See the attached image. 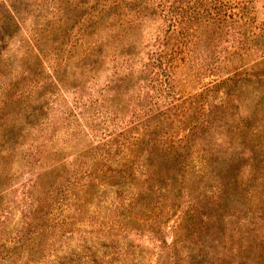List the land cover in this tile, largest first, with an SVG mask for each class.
<instances>
[{
  "label": "rangeland",
  "instance_id": "1",
  "mask_svg": "<svg viewBox=\"0 0 264 264\" xmlns=\"http://www.w3.org/2000/svg\"><path fill=\"white\" fill-rule=\"evenodd\" d=\"M8 1L22 25L0 0V247L18 230L42 224L36 245L48 248L46 259L24 263V256L17 264H264V78L229 85L209 66L139 74L135 59L126 62L127 51H84L86 0L54 9L58 20L52 4L37 19L34 7H24L36 0ZM60 19L69 31L54 49L44 30ZM154 27L162 35L166 24ZM7 31L18 36L6 41ZM36 32L41 47L23 44ZM110 132L132 144L130 162L144 173L120 184L134 196L115 195L112 171L105 170L98 175L99 224L80 232L44 223L53 217V182L67 184L77 168L53 171L54 160L76 162L73 154ZM24 192L39 199L37 219L30 214L28 222ZM114 197L130 206L114 213Z\"/></svg>",
  "mask_w": 264,
  "mask_h": 264
},
{
  "label": "trees",
  "instance_id": "2",
  "mask_svg": "<svg viewBox=\"0 0 264 264\" xmlns=\"http://www.w3.org/2000/svg\"><path fill=\"white\" fill-rule=\"evenodd\" d=\"M71 2L72 0H36L35 4L31 3L24 7L27 11L34 7L39 19L42 17L39 13L41 7L46 6L44 4H52L53 18L58 20L54 17V9H66L67 4ZM5 4L6 11L9 9L14 15H10L9 19L14 17L16 23L21 26L20 10H16L8 0ZM19 4L21 5L18 3L16 7L24 10ZM84 4L87 9L86 23L89 36V40L84 44V51L89 55L95 50L104 52L116 48L119 52L127 51L126 62L135 59L136 65L140 67L137 69L139 74L165 68L164 70L169 72L168 76H171V73H176L177 69L182 70L184 67L188 70H199L209 66L210 72L223 73L229 85L248 78H264V0H86ZM259 4L262 12L259 10ZM35 12L32 14L33 17ZM161 21L166 24V29L161 32L162 35L154 27ZM63 22L65 21L61 20L60 24H53V28L50 24L46 25L44 31L53 35V45L69 31ZM40 29L38 26V30ZM37 33L34 34L35 40L29 38L23 41V44L26 42L28 47L32 46L34 49L41 47L35 42L40 41L36 40ZM146 33H153L147 42L141 39L143 35L146 37ZM16 36L18 34L13 35L7 31L4 38L10 41ZM152 39L156 45L151 44ZM53 47L56 49L55 45ZM200 52L202 58L197 59ZM61 63L55 66H62ZM95 66L97 64L94 63ZM159 79L154 81L163 83ZM117 80L122 81L118 78ZM55 82L58 83L59 80L55 79ZM18 95L14 94V98L18 99ZM9 101L13 100L9 99ZM123 136L125 137L126 134ZM121 138L122 135L110 132L104 138H100L96 144L91 142L93 144L73 154L76 162L67 163L70 162V158L65 157L54 160L51 166L53 171L61 167L65 168L68 164L77 165V168L71 171L72 175L67 184L60 186L57 180L53 182V197L56 199L53 202L55 205L53 217L45 216L42 218L44 223L52 220L53 227L75 229L80 232L87 231V225L95 221L99 224L100 215L96 217V212L100 207V189L104 183L102 177L98 175L105 170L112 171L111 186L116 187L115 195L119 197V194L130 192V195L134 196L133 190L120 184L124 182L126 184L129 178L137 180L139 175V178H142L144 173L138 170L139 175H137L135 162H130L133 157L132 144L127 138L123 140ZM13 151V155L18 154L15 148ZM81 159H88V164L85 161L80 162ZM78 165L81 167L79 170ZM115 166L121 169H117L116 174H113L112 168ZM40 178L38 175L34 177L37 182ZM35 180L33 183H36ZM116 182L117 185H114ZM28 193L24 192L23 196L29 198L28 207L22 210V214H25L22 217L23 220L25 219L23 222H28L30 214L32 219L35 217V205L39 203L36 195L32 196ZM2 195L0 194V198ZM133 196H129V200ZM114 198L111 206L114 213H117V208L130 206L129 203L125 204ZM122 200L126 201L128 198L123 196ZM41 226L42 224L25 231L18 230L14 237L5 239L2 244L4 248L0 247V264H17L18 260L22 263L24 256H27L24 263L46 259L47 254L43 252L48 248L40 249L41 243L36 245L41 236L39 231ZM38 255L41 257H37Z\"/></svg>",
  "mask_w": 264,
  "mask_h": 264
}]
</instances>
